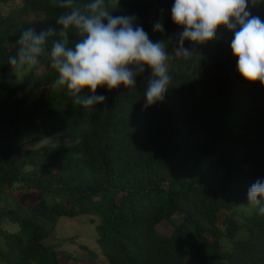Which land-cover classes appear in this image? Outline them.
I'll list each match as a JSON object with an SVG mask.
<instances>
[{
  "label": "trees",
  "instance_id": "obj_1",
  "mask_svg": "<svg viewBox=\"0 0 264 264\" xmlns=\"http://www.w3.org/2000/svg\"><path fill=\"white\" fill-rule=\"evenodd\" d=\"M173 4L119 0L113 12L135 15L169 53V89L163 102L148 107V68L136 89L98 88L107 100L93 106L74 103L66 87L53 88L58 74L47 56L15 79L8 60L17 53L20 34L29 27L58 31L64 9L60 0H20L0 13V194L22 188L63 198L0 208L2 262L62 264L55 247L45 243L59 218L92 215L99 218L98 252L89 250L87 264H264V216L254 209L238 221L234 213L248 187L264 179V86L237 71L227 29L190 58L176 56L183 29L172 21ZM251 12L264 20V3ZM157 22L163 32L154 31ZM184 46L192 48V42ZM54 136L62 143L39 144ZM187 161L208 162L192 180L170 175ZM176 213L181 221L170 235L160 234L156 225L172 222ZM3 221L17 224L18 231L4 229Z\"/></svg>",
  "mask_w": 264,
  "mask_h": 264
},
{
  "label": "clouds",
  "instance_id": "obj_2",
  "mask_svg": "<svg viewBox=\"0 0 264 264\" xmlns=\"http://www.w3.org/2000/svg\"><path fill=\"white\" fill-rule=\"evenodd\" d=\"M262 3L264 0H174L172 21L183 29L177 36L175 55L190 58L198 46L215 42L222 35L219 30L227 29L233 33L230 47L237 58V71L245 81L264 86V20L251 12ZM118 6L119 0H60L64 11L57 18L59 30L25 29L8 64L20 73L47 56L58 74L53 88L66 87L75 97L74 103L83 106L107 100L97 94L100 87L106 86L109 92L121 85L136 89L137 77L148 68L145 107L163 102L172 79L165 44L151 40L135 15H113ZM154 31H164L162 22L154 24ZM72 36L77 39L70 42ZM186 40L192 42V48L184 46ZM83 89H89L91 95L82 97ZM247 201L264 216V179L248 187Z\"/></svg>",
  "mask_w": 264,
  "mask_h": 264
},
{
  "label": "rangeland",
  "instance_id": "obj_3",
  "mask_svg": "<svg viewBox=\"0 0 264 264\" xmlns=\"http://www.w3.org/2000/svg\"><path fill=\"white\" fill-rule=\"evenodd\" d=\"M57 2V0H51ZM20 4V0H11L7 3H0V13L7 14L13 8ZM44 68H40L37 72L43 71ZM31 73L30 69L17 73L13 70L12 76L15 79H21L23 76ZM227 121L233 126L234 130H237L238 126L233 120V115L227 117ZM62 143V139L59 136L50 137L44 139L39 144L58 145ZM210 160V159H209ZM208 160V161H209ZM202 162L200 164L187 161L186 164L179 170L170 172L173 177L180 176L188 180H192L196 172H199L205 167L208 162ZM47 200L53 202V200H62V196L37 193L34 190L16 189L6 190L0 194V208H25L27 203H36L40 200ZM254 210L248 204L247 199L239 201L234 209L235 217L238 221H242L246 216L250 215ZM226 215L223 214V218ZM181 214L176 213L172 216V222L163 220L156 225V229L160 234L170 235L173 230V223L181 221ZM99 223V218L92 215H79L74 218L62 216L59 218L56 229L49 239L45 241L46 244L53 245L58 252L59 260L62 264H87L83 259L89 257V250L98 252L96 245L97 232L95 226ZM220 223V222H219ZM2 227L11 232L18 231V225L12 222L3 221ZM222 243L225 247H230L231 244L225 238L222 239ZM0 248L6 250L3 239L0 237ZM67 255H71V258H78L77 260H69ZM0 264H6L0 260Z\"/></svg>",
  "mask_w": 264,
  "mask_h": 264
}]
</instances>
